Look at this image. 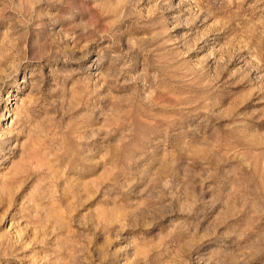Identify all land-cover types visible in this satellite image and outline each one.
Returning a JSON list of instances; mask_svg holds the SVG:
<instances>
[{"label": "rangeland", "instance_id": "rangeland-1", "mask_svg": "<svg viewBox=\"0 0 264 264\" xmlns=\"http://www.w3.org/2000/svg\"><path fill=\"white\" fill-rule=\"evenodd\" d=\"M0 264H264V0H0Z\"/></svg>", "mask_w": 264, "mask_h": 264}]
</instances>
